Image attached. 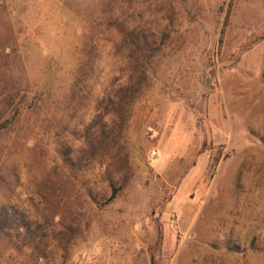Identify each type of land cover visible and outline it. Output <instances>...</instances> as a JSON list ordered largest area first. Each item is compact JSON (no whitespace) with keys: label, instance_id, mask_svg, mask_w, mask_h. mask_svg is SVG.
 I'll return each mask as SVG.
<instances>
[{"label":"rangeland","instance_id":"374dc122","mask_svg":"<svg viewBox=\"0 0 264 264\" xmlns=\"http://www.w3.org/2000/svg\"><path fill=\"white\" fill-rule=\"evenodd\" d=\"M119 6L155 34L149 86L75 163L94 114L71 101L85 41L94 92L137 55L93 28ZM0 129V204L58 234L39 250L0 237V264H264V0H0Z\"/></svg>","mask_w":264,"mask_h":264},{"label":"trees","instance_id":"16d2710c","mask_svg":"<svg viewBox=\"0 0 264 264\" xmlns=\"http://www.w3.org/2000/svg\"><path fill=\"white\" fill-rule=\"evenodd\" d=\"M123 11L122 6L113 8V11L106 18L101 16L103 18L97 19L100 20V24L105 22V24L108 23L110 26L99 27L96 20L97 23L93 22L95 23L93 28L105 36L116 32L120 38V42L130 41L133 51L137 55L128 66L129 74L120 78L116 84V89L106 91V87L103 86L102 90L94 92L92 81L95 72V59L91 55V51L93 48L97 49L99 44L97 42L91 43L90 38L94 35L91 34L84 43L82 49L83 59L79 63V70L76 71L70 82V90L73 95L71 101L80 104L88 100V103H91L90 107L92 106L94 111L90 123L85 124L83 120H79V124L83 127V132L74 131L75 135H77V140H80L81 137L83 138L81 146L89 148V150H86L85 155L72 156L75 163L76 160L82 163L86 157H90L91 160L96 161L97 158L94 157V153L100 149V146L103 147L104 143L108 145L107 141L112 140L111 142H114L117 140V132L119 133L117 130L120 127H122V130L125 128L137 100L149 86L151 61L154 55L151 42L155 34L152 30L143 28L137 24L127 25L124 20ZM101 92L105 96L100 97L101 95L99 94ZM1 97L3 99L8 98L6 94H2ZM11 101L12 99L8 101V104ZM102 101H109V105L112 108L111 111H107L109 112L107 114L103 113L102 107H100ZM82 114V108H79L78 115ZM106 127H110L111 130H107ZM109 160V164L112 165V159L110 158ZM108 179L110 184L113 185V191L110 196V199H112L117 195L119 190L115 186V182H117L115 176H109ZM51 189L55 192L57 187L52 186ZM55 211L45 212L44 214L47 215L46 220L51 218V215L54 216L58 213ZM13 234L17 237L16 247L20 250L27 247L31 248L30 244H34V249L39 250L43 244L45 246L49 245L47 241L49 242L51 236L58 235L54 230L51 231L49 225L38 224L33 227L32 222L29 220V215L25 211L20 210L16 205L0 204V237L8 243H13ZM41 253L37 256H41Z\"/></svg>","mask_w":264,"mask_h":264},{"label":"built area","instance_id":"2783aa9c","mask_svg":"<svg viewBox=\"0 0 264 264\" xmlns=\"http://www.w3.org/2000/svg\"><path fill=\"white\" fill-rule=\"evenodd\" d=\"M156 154H157V151H156V150H154V151H153V155L155 156Z\"/></svg>","mask_w":264,"mask_h":264}]
</instances>
